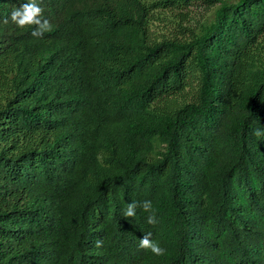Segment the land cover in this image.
I'll use <instances>...</instances> for the list:
<instances>
[{"label":"trees","instance_id":"1","mask_svg":"<svg viewBox=\"0 0 264 264\" xmlns=\"http://www.w3.org/2000/svg\"><path fill=\"white\" fill-rule=\"evenodd\" d=\"M25 2L0 0V264H264V0H37L42 37Z\"/></svg>","mask_w":264,"mask_h":264},{"label":"clouds","instance_id":"2","mask_svg":"<svg viewBox=\"0 0 264 264\" xmlns=\"http://www.w3.org/2000/svg\"><path fill=\"white\" fill-rule=\"evenodd\" d=\"M44 11L43 6L38 3L37 0H27V2L22 3L20 7L12 11L11 20L19 28L35 26L31 34L35 37H42L44 33L50 32L53 29L51 22L44 17ZM5 23H7V20H5ZM252 134L260 139L264 137V129L254 128ZM138 206L145 212L150 213L147 217L148 224L155 225L158 223L151 200H143L140 201L139 204H137L136 201L128 203L123 213L124 217H134ZM152 236L153 234L151 232L145 233L140 238L139 247L150 250L156 256L165 255L166 249L160 246L159 241L152 239ZM102 243V240H97L95 242L96 247H101Z\"/></svg>","mask_w":264,"mask_h":264},{"label":"rangeland","instance_id":"3","mask_svg":"<svg viewBox=\"0 0 264 264\" xmlns=\"http://www.w3.org/2000/svg\"><path fill=\"white\" fill-rule=\"evenodd\" d=\"M194 13L196 14L195 11H194ZM209 13H210V11L209 10H206V7H202L197 12L195 19H201V20H203ZM185 24H187L188 26H190L191 24H193V21L185 22Z\"/></svg>","mask_w":264,"mask_h":264}]
</instances>
